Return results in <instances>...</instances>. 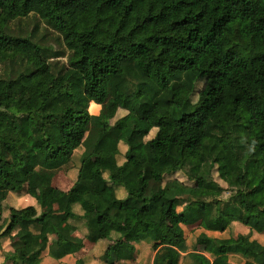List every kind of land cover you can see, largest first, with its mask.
Returning a JSON list of instances; mask_svg holds the SVG:
<instances>
[{
	"label": "trees",
	"instance_id": "obj_1",
	"mask_svg": "<svg viewBox=\"0 0 264 264\" xmlns=\"http://www.w3.org/2000/svg\"><path fill=\"white\" fill-rule=\"evenodd\" d=\"M29 16L56 31L64 49L15 33L12 22ZM119 94L133 99L135 113L120 110ZM149 111L150 122L137 118ZM88 138L75 181L59 190L55 172ZM111 144L114 161L96 171L98 190L85 163ZM213 172L231 191L226 200ZM32 189L50 210L27 205L2 219L8 195ZM263 192L264 0H0V238L12 248L4 262L33 264L45 248L56 259L75 254L83 239L64 225L87 228L89 218L110 226L87 234L106 264L134 262L131 238L168 229L170 219L220 233L246 225L248 195ZM42 226L55 237L50 245L31 230ZM150 247L151 264H181L182 252L190 264H237L232 254L264 264V214L247 234L201 232L191 247L161 235Z\"/></svg>",
	"mask_w": 264,
	"mask_h": 264
},
{
	"label": "crops",
	"instance_id": "obj_2",
	"mask_svg": "<svg viewBox=\"0 0 264 264\" xmlns=\"http://www.w3.org/2000/svg\"><path fill=\"white\" fill-rule=\"evenodd\" d=\"M79 167V164H70V162H68L66 165L62 166L60 169H58L54 176H53V185L56 186L59 190L62 191H66L68 190L73 182L76 179V175H77V169ZM98 169H96L97 171ZM92 181L95 183L96 187L98 190H100L101 186H100V182L98 180V183L95 182L93 179ZM33 190L36 189H32L31 192H33ZM37 192V190H36ZM28 196V194H21V195H16L14 193H10L8 195V198L6 199L5 203L7 201H9L11 203V205L14 206V208H22L25 207L27 205H33L37 208V210L39 211V213L42 212H48L51 208L50 202L48 200H45L43 205L40 207L38 206V204L36 203L37 200V196L38 193H35L34 198L35 200L28 202L26 205H21V201H23L24 198H26ZM74 199L76 201H78L80 203V206H82L86 211H89V207L86 205H84L85 203H83L84 201H82V199L80 197L75 196ZM20 204V205H19ZM45 208V209H44ZM4 209H5V205H4ZM3 209L2 211V219H4L8 213L5 212V210ZM44 209V210H43ZM170 222V221H169ZM74 224V223H73ZM88 224L89 227H85V226H81V225H71V224H65L64 228L67 232V235L69 236H74V237H78V238H82L83 239V247L77 251L75 254H67L61 258H53L49 255L48 252V248H45V250H43L42 252L37 254V258L36 259H31L30 262H32L33 264H75L76 261L78 259H82L83 260V264H106L101 258H100V252H101V247H100V242H90L87 240V234H89V237L95 238L97 231L100 227H105V228H109L110 226L107 224H103L102 226H98L96 224H94L91 220V218H89L88 220ZM170 223H169V228H170ZM245 225H241V229L239 228L240 226L236 225L235 222L230 224V228H228L227 230H225L224 232L220 233V232H215V231H208L205 230L204 228H202L199 224H194V225H188V226H183L180 224H176L175 228H176V232H179L180 237L178 239L179 242L177 243H173L174 239L172 238V233H169V236H166L168 239L171 240V242L175 245H181L183 244L186 247H189V242L187 244V241L184 237V233L183 230L185 228L188 227H196L197 231L199 233L204 232L206 233L208 236L214 237V236H236V234L238 232H241L243 234H247L249 233V227H247L248 229L246 230L247 232L243 231V228ZM236 228H239L238 230H236ZM33 233H35V235L38 238L39 243H46L47 245H50L51 243L54 242V235L52 233H49L48 231H46L45 226H42L40 228H32L31 229ZM161 230H165V229H161ZM236 230V231H235ZM231 232V233H225V232ZM235 231V233H234ZM198 233V234H199ZM164 235V234H163ZM165 236V235H164ZM257 237H261V235H257L255 232H252L251 238H257ZM130 243L134 244L135 246V255H136V260L133 261H129V260H121L120 262L116 263V264H151L152 262V258H153V252L151 250V243L152 241H145V238L141 241H137L135 237L130 239ZM197 250L201 251L203 250V246L198 245L197 246ZM2 252H12V248L9 244V238L8 237H2L0 238V264H13L10 261H5L4 262V255ZM184 256L188 257L187 252H182L181 253V258L182 259ZM231 256V257H230ZM230 259L233 258V260H235L237 264H254L253 262L250 261H244L240 256L236 255V254H232L230 255ZM188 260V258H187ZM180 263L182 264V261L180 260ZM187 264H190V261L187 262Z\"/></svg>",
	"mask_w": 264,
	"mask_h": 264
},
{
	"label": "rangeland",
	"instance_id": "obj_3",
	"mask_svg": "<svg viewBox=\"0 0 264 264\" xmlns=\"http://www.w3.org/2000/svg\"><path fill=\"white\" fill-rule=\"evenodd\" d=\"M12 27L15 33L21 34V35H26L32 32L33 34V39L36 40L37 42L44 44L46 46L51 45L54 49L56 50H63V44L61 43V38L59 34L48 27L44 21L39 19L38 17L35 16H29L26 18H23L19 21H13L12 22ZM210 57V53L207 51L202 58L200 59L199 62H203L205 59ZM58 61L65 62L66 57L61 56L57 58ZM202 82L199 81L196 84L195 91L192 94V99L195 100L197 98V91L201 87ZM180 95L184 96V92L182 90L179 91ZM117 103L120 107V110H127L131 113H135L133 110V99L131 97L119 94L116 97ZM125 109V110H124ZM88 110L92 114H96L99 110V106L94 104V103H89ZM126 112V111H125ZM153 111H149L146 115L143 116H137L138 119L144 121V122H150L152 116H153ZM119 126H123L124 120H119ZM91 140L88 138L86 139L76 150L74 151V154L69 161L70 164H80V158L83 154H85L90 146ZM136 145L135 142H132V146L134 147ZM114 161V146L113 144L111 145H105V146H99L97 148L96 154L89 160L86 161L85 167H84V172L90 176L91 179H93L95 182L98 183V179L95 176L96 169H99L102 164H108ZM132 164L135 166L138 172H141V166H139L138 162L136 160L132 161ZM212 178L218 182L223 188L224 191L220 195V198L222 200H226L228 196L230 195V189L227 188V185L221 181L217 174L215 172L212 173ZM101 186V184H100ZM102 188V186L100 187ZM36 190H33V192L29 193L26 198L21 201V205H26L28 202H31L35 200L34 195H35ZM248 204L250 206V211H249V217L246 220V225L250 229H254L256 227H261L263 225V214H264V192L256 195H248ZM83 201V200H82ZM84 203V202H83ZM5 205V212L9 214V210L13 209L14 206L11 205L9 201L4 203ZM20 205V204H19ZM86 206V204H84ZM45 209V208H44ZM43 209V210H44ZM143 219H146V216L143 217ZM170 228L161 230L159 228H150L147 232V235L145 237V241H153L155 239H158L161 235L169 236V233H172V238L174 239L173 243L179 242L178 239L180 237L179 232H176L175 225L177 224V221L174 219H170ZM242 227L244 232H247L246 230L248 229L247 227ZM40 228V227H39ZM230 228V226H229ZM241 229V226L239 227ZM239 228H236L238 230ZM249 229V230H250ZM235 230V231H236ZM234 231V233H235ZM184 237L187 241V244L189 242V247L192 246L194 243V238L198 235V231L196 227H188L183 230ZM225 233H231V232H225ZM167 238V237H166ZM171 241V240H170ZM4 257L5 253L11 254V252H2ZM231 257V256H230ZM188 258V260H187ZM182 264H187L188 261H190L189 257L184 256L182 259ZM233 260V258H231Z\"/></svg>",
	"mask_w": 264,
	"mask_h": 264
}]
</instances>
